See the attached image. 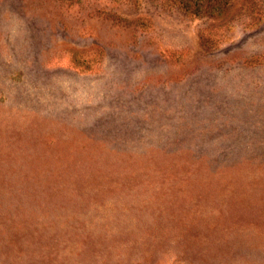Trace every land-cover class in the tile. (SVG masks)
I'll return each instance as SVG.
<instances>
[{"label": "rangeland", "instance_id": "1", "mask_svg": "<svg viewBox=\"0 0 264 264\" xmlns=\"http://www.w3.org/2000/svg\"><path fill=\"white\" fill-rule=\"evenodd\" d=\"M0 264H264V0H0Z\"/></svg>", "mask_w": 264, "mask_h": 264}]
</instances>
